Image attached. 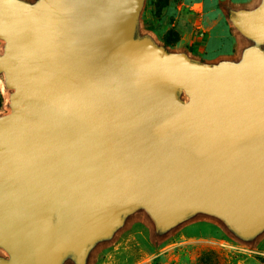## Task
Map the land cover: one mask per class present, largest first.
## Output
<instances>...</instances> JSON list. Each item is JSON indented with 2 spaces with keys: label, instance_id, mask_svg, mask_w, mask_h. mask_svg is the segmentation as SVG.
Masks as SVG:
<instances>
[{
  "label": "water",
  "instance_id": "water-1",
  "mask_svg": "<svg viewBox=\"0 0 264 264\" xmlns=\"http://www.w3.org/2000/svg\"><path fill=\"white\" fill-rule=\"evenodd\" d=\"M143 1L0 0V264L82 263L135 207L161 230L196 211L264 228V54L167 52L136 37ZM234 20L264 40V6Z\"/></svg>",
  "mask_w": 264,
  "mask_h": 264
},
{
  "label": "rangeland",
  "instance_id": "rangeland-1",
  "mask_svg": "<svg viewBox=\"0 0 264 264\" xmlns=\"http://www.w3.org/2000/svg\"><path fill=\"white\" fill-rule=\"evenodd\" d=\"M263 6L264 0H163L161 5L158 0H144L136 37H149L156 46L177 54L188 53V42L200 32L201 57L195 52L187 56L189 60L205 65H241L249 49L264 54V40L245 34L234 17ZM5 47L6 41L0 39V56ZM11 78L10 73L0 70V118L13 111ZM179 95L187 100L184 92ZM8 257L0 248V258ZM60 264H264V228L240 236L221 216L196 211L161 230L145 208L135 207L107 237L90 245L82 263L69 251Z\"/></svg>",
  "mask_w": 264,
  "mask_h": 264
},
{
  "label": "crops",
  "instance_id": "crops-1",
  "mask_svg": "<svg viewBox=\"0 0 264 264\" xmlns=\"http://www.w3.org/2000/svg\"><path fill=\"white\" fill-rule=\"evenodd\" d=\"M20 1V0H19ZM21 2H24V1H21ZM27 4V3H26ZM192 35V34H191ZM203 34L202 33H195L193 36H192V43L188 42L187 44V49H188V53H185V52H177V54H185L186 56H192L193 53L195 52H198L199 53V57H201V52L199 50V48L202 46V43L200 42L201 41V38H202ZM191 37V36H190Z\"/></svg>",
  "mask_w": 264,
  "mask_h": 264
},
{
  "label": "trees",
  "instance_id": "trees-1",
  "mask_svg": "<svg viewBox=\"0 0 264 264\" xmlns=\"http://www.w3.org/2000/svg\"><path fill=\"white\" fill-rule=\"evenodd\" d=\"M162 1H163V0H158V2H160V5H161Z\"/></svg>",
  "mask_w": 264,
  "mask_h": 264
}]
</instances>
